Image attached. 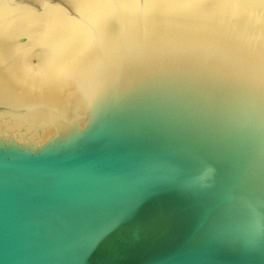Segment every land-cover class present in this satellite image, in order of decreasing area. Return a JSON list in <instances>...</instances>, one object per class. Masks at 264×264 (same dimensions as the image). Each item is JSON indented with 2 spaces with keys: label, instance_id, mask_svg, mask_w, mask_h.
I'll use <instances>...</instances> for the list:
<instances>
[{
  "label": "water",
  "instance_id": "obj_1",
  "mask_svg": "<svg viewBox=\"0 0 264 264\" xmlns=\"http://www.w3.org/2000/svg\"><path fill=\"white\" fill-rule=\"evenodd\" d=\"M0 264H264V0H0Z\"/></svg>",
  "mask_w": 264,
  "mask_h": 264
},
{
  "label": "clouds",
  "instance_id": "obj_2",
  "mask_svg": "<svg viewBox=\"0 0 264 264\" xmlns=\"http://www.w3.org/2000/svg\"><path fill=\"white\" fill-rule=\"evenodd\" d=\"M215 173V168L209 165L205 171L197 177V181L203 184L204 186H210L207 182L213 177Z\"/></svg>",
  "mask_w": 264,
  "mask_h": 264
}]
</instances>
